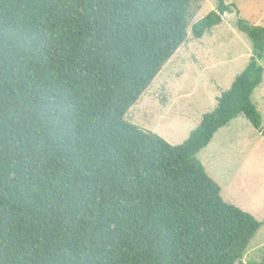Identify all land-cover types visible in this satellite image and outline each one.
<instances>
[{"label":"trees","instance_id":"1","mask_svg":"<svg viewBox=\"0 0 264 264\" xmlns=\"http://www.w3.org/2000/svg\"><path fill=\"white\" fill-rule=\"evenodd\" d=\"M192 16L190 0H0V264L241 260L261 223L196 155L239 115L264 136V27L238 21L249 60L180 144L124 120Z\"/></svg>","mask_w":264,"mask_h":264},{"label":"rangeland","instance_id":"2","mask_svg":"<svg viewBox=\"0 0 264 264\" xmlns=\"http://www.w3.org/2000/svg\"><path fill=\"white\" fill-rule=\"evenodd\" d=\"M228 11L202 37L191 25L216 9V0H190L193 13L187 40L164 64L124 120L151 130L172 145L180 144L197 126L216 98L245 67L251 41L238 21L264 27V0H225ZM264 129V75L251 95ZM222 199L250 213L261 223L236 264L259 261L264 254V136L242 115L220 128L197 153Z\"/></svg>","mask_w":264,"mask_h":264}]
</instances>
